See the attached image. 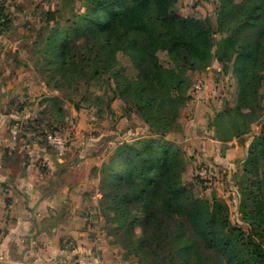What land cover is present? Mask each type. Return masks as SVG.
I'll return each instance as SVG.
<instances>
[{
	"label": "trees",
	"instance_id": "1",
	"mask_svg": "<svg viewBox=\"0 0 264 264\" xmlns=\"http://www.w3.org/2000/svg\"><path fill=\"white\" fill-rule=\"evenodd\" d=\"M177 2L83 0L84 10L63 25H51L57 19L48 11L35 69L55 91L108 73L115 97L141 113L150 134L118 142L94 170L102 201L121 226L132 236L143 226L134 248L146 264H264V0H219L214 18L180 15ZM12 23L1 4L0 35ZM119 52L135 65L134 77L122 73ZM215 60L238 80L235 106L214 114L216 133L221 130L229 142L260 124L243 166L239 209L247 228L232 221L228 204L198 199L183 184L185 152L167 138L181 128L179 110L191 98L189 72L206 70ZM113 139L106 137L105 149Z\"/></svg>",
	"mask_w": 264,
	"mask_h": 264
},
{
	"label": "rangeland",
	"instance_id": "2",
	"mask_svg": "<svg viewBox=\"0 0 264 264\" xmlns=\"http://www.w3.org/2000/svg\"><path fill=\"white\" fill-rule=\"evenodd\" d=\"M241 1L235 0V3ZM218 3L219 0H178L176 12L183 16L214 18ZM1 4L19 26L16 30L19 51L34 68L42 59L39 51L40 33L49 29L46 25V13L55 12L57 20L51 25H63L68 20H74L75 15L84 10L83 0H0ZM118 57L122 73L134 77L137 70L132 61L123 52H119ZM160 59L165 65L169 64L166 53L161 52ZM189 76L191 81L187 84V90L191 98L179 110L178 120L181 128L167 134V138L175 141L186 155L187 162L181 181L198 199L211 201L216 198L228 204L232 221L247 228V224L241 220L240 191L243 186V166L247 148L252 136L260 130L259 121L251 124L252 130L248 134L229 142L223 141L221 130L217 134L212 125L213 117L216 112L235 106L237 78L234 74L225 73L217 60L206 70L189 72ZM42 82L43 75L38 74L32 91L27 90L26 95L23 92L18 95V101L25 99L27 106L21 110H26L27 118L13 120L11 124L19 123L18 126H22L16 129V134L27 129L30 137L35 138V133L40 135L60 130L68 136L69 145L79 118L75 111L83 112L86 115L87 136L99 137L106 132L114 137L106 145V149L100 151L103 161L109 158L118 142L133 141L150 134L136 106L115 97V83L108 73H103L101 78L91 77L87 84L81 83L77 89H52V96H46V88ZM260 91L262 96L264 88ZM54 95H57L59 100L53 101ZM112 97L115 98L111 102ZM260 102L264 106V98H261ZM38 141L49 147L44 138ZM97 178L98 184L91 190L92 197L85 205L86 212L89 213L86 221L88 234L83 238V242H80L81 252L70 258L69 264H146L142 255L137 254L134 248L135 234L142 237L143 226L137 225L133 236L127 227L121 226V220H118L117 215L102 201L100 177ZM131 213L142 218L140 213ZM207 217L209 218V215ZM4 231L5 229L0 227V237ZM2 261L1 255L0 264ZM170 264H176L175 260Z\"/></svg>",
	"mask_w": 264,
	"mask_h": 264
},
{
	"label": "crops",
	"instance_id": "3",
	"mask_svg": "<svg viewBox=\"0 0 264 264\" xmlns=\"http://www.w3.org/2000/svg\"><path fill=\"white\" fill-rule=\"evenodd\" d=\"M7 12L12 27L0 35L1 264H69L88 234L85 205L98 184L93 169L102 164L100 151L110 135L87 136L86 115L77 111L74 135L62 155L30 137L27 129L14 133L22 126L13 120L27 118L21 110L25 99L18 101V95L32 91L38 72L19 51V26ZM42 84L46 96H52Z\"/></svg>",
	"mask_w": 264,
	"mask_h": 264
},
{
	"label": "built area",
	"instance_id": "4",
	"mask_svg": "<svg viewBox=\"0 0 264 264\" xmlns=\"http://www.w3.org/2000/svg\"><path fill=\"white\" fill-rule=\"evenodd\" d=\"M17 128L14 129V133H17ZM35 137L38 140H41L44 138L48 146L56 151L58 154L62 155L66 152L68 147V136H66L62 131L60 130H54L45 132V134L35 133ZM1 259V255H0Z\"/></svg>",
	"mask_w": 264,
	"mask_h": 264
}]
</instances>
